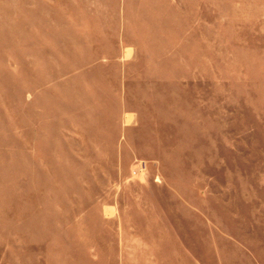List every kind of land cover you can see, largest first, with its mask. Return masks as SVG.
Instances as JSON below:
<instances>
[{
	"label": "rangeland",
	"instance_id": "obj_1",
	"mask_svg": "<svg viewBox=\"0 0 264 264\" xmlns=\"http://www.w3.org/2000/svg\"><path fill=\"white\" fill-rule=\"evenodd\" d=\"M0 264H264V0H0Z\"/></svg>",
	"mask_w": 264,
	"mask_h": 264
},
{
	"label": "crops",
	"instance_id": "obj_2",
	"mask_svg": "<svg viewBox=\"0 0 264 264\" xmlns=\"http://www.w3.org/2000/svg\"><path fill=\"white\" fill-rule=\"evenodd\" d=\"M126 9H132V8L127 7ZM133 9H144V8L142 6V7H139V8L136 7V8H133Z\"/></svg>",
	"mask_w": 264,
	"mask_h": 264
},
{
	"label": "built area",
	"instance_id": "obj_3",
	"mask_svg": "<svg viewBox=\"0 0 264 264\" xmlns=\"http://www.w3.org/2000/svg\"><path fill=\"white\" fill-rule=\"evenodd\" d=\"M125 53H127V50L125 51Z\"/></svg>",
	"mask_w": 264,
	"mask_h": 264
}]
</instances>
